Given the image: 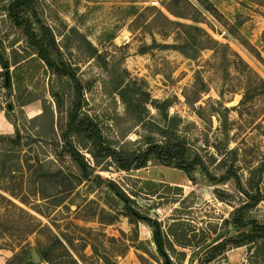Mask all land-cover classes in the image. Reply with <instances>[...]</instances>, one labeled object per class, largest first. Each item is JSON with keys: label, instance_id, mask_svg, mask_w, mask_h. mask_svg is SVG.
<instances>
[{"label": "rangeland", "instance_id": "374dc122", "mask_svg": "<svg viewBox=\"0 0 264 264\" xmlns=\"http://www.w3.org/2000/svg\"><path fill=\"white\" fill-rule=\"evenodd\" d=\"M168 1L0 0V111L14 127L0 134V264H38L39 252L50 261L41 264H264L253 231L264 223V0H188L196 11L172 0L197 22L169 15ZM147 7L220 46L194 60L164 48L173 36L147 26ZM134 82L142 99L170 101L185 157L199 156L206 174L196 167L189 179L177 161L154 157L122 170L108 156L163 141L156 127L169 120L151 103L127 112L118 96ZM87 119L102 147L74 131ZM136 214L163 232L181 218L193 243L174 250L186 257L160 255L150 227V240L139 241L146 223Z\"/></svg>", "mask_w": 264, "mask_h": 264}, {"label": "trees", "instance_id": "16d2710c", "mask_svg": "<svg viewBox=\"0 0 264 264\" xmlns=\"http://www.w3.org/2000/svg\"><path fill=\"white\" fill-rule=\"evenodd\" d=\"M172 0L168 1V4L164 6L165 10L171 15L172 17L176 19H183V20H191L187 17V15H184L182 13L173 11L170 7V3ZM182 4H184L186 7L195 10V7L190 3L188 0H180ZM145 10L152 11V19L147 23V26H155L156 34H158L162 39H167L170 36L173 43L172 45H164V48L175 50L179 53H181L183 56L194 60L195 59V53H199L202 50H214L216 46H220L217 42H215L208 33H206L203 29L192 26V25H186L184 23L170 20L167 16H165L159 9L156 7H147ZM157 22H160L157 24ZM197 22V21H194ZM157 24V25H156ZM190 32L195 33V36H191ZM84 41H86L84 39ZM86 44L88 48L91 51L90 56H94L95 49L86 41ZM36 46L38 48L37 54L40 57V59L47 64L50 68L55 67L57 69V66L54 62L51 61L48 53L46 52L44 46L41 43H36ZM5 68H7V65H4ZM62 72V71H61ZM136 82L133 84H126L125 86H121L118 92V96L120 100L124 103L126 111L130 112V110L135 109V105H141V104H150L155 108V110L159 111L164 119L169 120V123L166 125L160 126L158 125L157 128V134L163 137V141L158 143L154 141H150L146 143L147 147L144 151L140 152L139 155H130V156H122L121 152H114V151H108L109 157L113 159L122 170H128L134 166V168H140L145 165L146 161L150 157H154L158 161L172 164L173 161H177V166L179 169L183 170L185 175L190 179V172L194 170L196 167H199L201 170L205 172V174L208 172L205 168L204 164L202 163L199 156H195L192 160L188 161L186 156L187 149L182 144L185 142V138L181 135L182 132L178 130V125L174 124L173 122L170 123V121H175L177 117H171L168 118L167 111L172 106L170 101L168 99L163 101H150L149 95L147 97V93L143 94L148 99H142V95L137 93V90L135 89ZM78 93V100H81L79 92ZM202 93V92H201ZM186 98V97H185ZM188 104V103H187ZM79 106V105H78ZM80 108V106H79ZM78 109V108H77ZM77 110H75L76 112ZM75 115L73 114L72 119H70V126H74ZM74 131L77 132L78 135H84L88 140L96 142L99 147L103 146V141L101 137V131L98 129L97 126L94 125L92 120H81L78 122L77 125L74 127ZM165 136L169 137V140H165ZM165 140V141H164ZM104 150H108L107 147H105ZM227 174L229 175L228 178L234 179L237 184H240V179L237 177V175L233 174L232 169H228ZM245 196H247L248 199L251 201L257 202L256 199L249 196L245 193ZM182 201H179V204L182 205ZM248 206V205H247ZM246 206V207H247ZM22 211V210H21ZM23 212V211H22ZM137 219L143 220L144 224L150 228H152V241L155 244L157 251L160 253V255L164 256L165 249L172 254L175 253L174 246L180 247L182 249L185 248H191L193 239L190 241L188 238L186 239V234L184 232H187L183 230V220L181 218H170V225H168V229L166 232H163L161 230V224L157 221L151 222L148 218L140 217L139 215H135ZM241 219V218H240ZM239 219V220H240ZM236 225V224H235ZM171 227H176L175 230H171ZM179 228V229H178ZM1 230V225H0ZM179 230V231H178ZM183 230V231H180ZM253 231H255V234L258 235L259 233V239L264 242V223H256L253 227ZM33 231H28L25 234L28 236ZM256 240L254 237L253 243L256 244ZM24 241V240H23ZM22 241V242H23ZM21 242V241H20ZM167 247V248H165ZM177 255H180L183 259L186 257L184 252H178L175 253ZM37 256L39 257V263H49V257L46 253H37ZM33 264V263H30Z\"/></svg>", "mask_w": 264, "mask_h": 264}, {"label": "crops", "instance_id": "0c3cea01", "mask_svg": "<svg viewBox=\"0 0 264 264\" xmlns=\"http://www.w3.org/2000/svg\"><path fill=\"white\" fill-rule=\"evenodd\" d=\"M14 131V127L11 123H9L4 114L0 111V134H12ZM139 230V241L142 240H150V228L146 225L139 224L138 225Z\"/></svg>", "mask_w": 264, "mask_h": 264}, {"label": "water", "instance_id": "95a60500", "mask_svg": "<svg viewBox=\"0 0 264 264\" xmlns=\"http://www.w3.org/2000/svg\"><path fill=\"white\" fill-rule=\"evenodd\" d=\"M152 213L153 214H156V212L155 211H152ZM33 260H34V262L35 263H38L39 262V257L37 256V254L36 253H33Z\"/></svg>", "mask_w": 264, "mask_h": 264}]
</instances>
